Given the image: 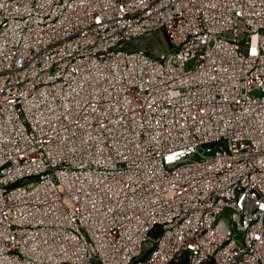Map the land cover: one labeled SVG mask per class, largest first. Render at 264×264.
<instances>
[{
    "label": "built area",
    "instance_id": "built-area-1",
    "mask_svg": "<svg viewBox=\"0 0 264 264\" xmlns=\"http://www.w3.org/2000/svg\"><path fill=\"white\" fill-rule=\"evenodd\" d=\"M206 263L264 264V0H0V264Z\"/></svg>",
    "mask_w": 264,
    "mask_h": 264
},
{
    "label": "rangeland",
    "instance_id": "rangeland-1",
    "mask_svg": "<svg viewBox=\"0 0 264 264\" xmlns=\"http://www.w3.org/2000/svg\"><path fill=\"white\" fill-rule=\"evenodd\" d=\"M164 38L165 37L160 32H154L153 34L139 38L135 45L132 44V48L142 47L151 48L156 51H163L166 47Z\"/></svg>",
    "mask_w": 264,
    "mask_h": 264
}]
</instances>
